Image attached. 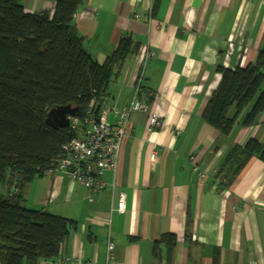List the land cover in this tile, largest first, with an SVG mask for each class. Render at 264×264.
<instances>
[{
  "label": "crops",
  "instance_id": "1",
  "mask_svg": "<svg viewBox=\"0 0 264 264\" xmlns=\"http://www.w3.org/2000/svg\"><path fill=\"white\" fill-rule=\"evenodd\" d=\"M54 1L21 3L28 13L51 12ZM74 23L98 62L124 36L139 43L116 69L105 99L123 107L137 96L148 110L130 113L116 171L102 172L100 192L58 169L25 185L22 204L76 222L58 256L38 264H64L65 257L91 264H264V163L250 159L228 188L215 179L230 145L264 142V111L226 138L201 117L220 80L216 68L244 66L264 49V0H84ZM149 50L153 56L143 64ZM151 113L160 127H148ZM107 119L114 122L111 113ZM192 153L203 177L192 168ZM121 191L126 210L111 211ZM163 233L177 237L169 262L163 246L153 255Z\"/></svg>",
  "mask_w": 264,
  "mask_h": 264
},
{
  "label": "trees",
  "instance_id": "2",
  "mask_svg": "<svg viewBox=\"0 0 264 264\" xmlns=\"http://www.w3.org/2000/svg\"><path fill=\"white\" fill-rule=\"evenodd\" d=\"M83 2L55 0L51 12L28 13L21 0H0V264L58 256L76 222L22 204L25 185L53 168L72 136L70 126H48L46 115L69 105L82 118L90 99L105 96L116 69L139 48L124 36L102 62L93 59L74 23ZM216 69L220 80L201 117L226 138L238 126L255 124L264 111V49L244 66ZM253 157L264 163V142L249 138L230 145L215 174L217 185L228 188ZM176 244L175 234L163 233L153 255L163 246L169 262Z\"/></svg>",
  "mask_w": 264,
  "mask_h": 264
},
{
  "label": "built area",
  "instance_id": "3",
  "mask_svg": "<svg viewBox=\"0 0 264 264\" xmlns=\"http://www.w3.org/2000/svg\"><path fill=\"white\" fill-rule=\"evenodd\" d=\"M242 47L240 46V51ZM239 55V54H238ZM153 56L152 51L143 54V64ZM135 88V95L139 90L140 78ZM147 111L148 104L134 96L132 101L123 107L108 103L103 96L97 100L91 98L86 114L79 118L69 117V124L72 136L61 145V154L56 159L52 169L65 172L68 177L79 185L90 189L93 192H100L105 188V181L102 178L104 170L116 171L117 158L120 152L122 141L126 135L130 113L132 111ZM111 113L114 122L107 119ZM162 124L156 114L148 115V127L158 128ZM151 159L155 157L153 151ZM199 177H203L200 171L197 156L191 154L188 158ZM113 184V183H112ZM126 210V196L124 192H118L111 205V211L122 213ZM106 262L114 259V244L109 238L106 242ZM62 261V259H60ZM64 264H91L84 263L78 257L63 258Z\"/></svg>",
  "mask_w": 264,
  "mask_h": 264
},
{
  "label": "water",
  "instance_id": "4",
  "mask_svg": "<svg viewBox=\"0 0 264 264\" xmlns=\"http://www.w3.org/2000/svg\"><path fill=\"white\" fill-rule=\"evenodd\" d=\"M75 115V109L69 105L51 108L45 118V123L53 128L68 126L69 117Z\"/></svg>",
  "mask_w": 264,
  "mask_h": 264
},
{
  "label": "rangeland",
  "instance_id": "5",
  "mask_svg": "<svg viewBox=\"0 0 264 264\" xmlns=\"http://www.w3.org/2000/svg\"><path fill=\"white\" fill-rule=\"evenodd\" d=\"M232 111V110H231ZM0 192H5V188H4V186H1L0 185ZM24 206H27L28 208H31V207H29V205H26V204H23Z\"/></svg>",
  "mask_w": 264,
  "mask_h": 264
}]
</instances>
